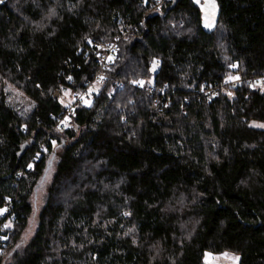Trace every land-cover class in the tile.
I'll return each mask as SVG.
<instances>
[{"label": "trees", "instance_id": "obj_1", "mask_svg": "<svg viewBox=\"0 0 264 264\" xmlns=\"http://www.w3.org/2000/svg\"><path fill=\"white\" fill-rule=\"evenodd\" d=\"M216 1L210 30L192 0L0 2V223L16 226L0 264H205L206 251L264 264V128L251 123H264V91L249 82L264 73V0ZM117 37L107 72L131 85L105 80L55 129L53 90L87 88L97 69L80 46Z\"/></svg>", "mask_w": 264, "mask_h": 264}, {"label": "built area", "instance_id": "obj_2", "mask_svg": "<svg viewBox=\"0 0 264 264\" xmlns=\"http://www.w3.org/2000/svg\"><path fill=\"white\" fill-rule=\"evenodd\" d=\"M152 6L149 8L151 11L161 10V6L163 5V0H156L155 3L151 4ZM132 30L128 29L124 32V34H131ZM118 41L119 38H115L114 40L106 43H95L90 40H85L86 45L80 46L78 49V53L83 50L84 54H93L96 58L97 69L93 75L92 83H103L107 79H113L116 88H122L125 85H131V82L124 81L121 79L113 78L107 72L109 65L118 59ZM103 77V79H101ZM69 81V78H65ZM242 74L240 70H237L231 79H227L225 82L228 85L236 86L241 82ZM250 85L258 88L260 91H264V73L261 75L253 76L250 79ZM92 83H87L89 87L84 88L80 91H73L67 87L60 85L58 88H55L52 92V99L55 101H59L64 107V113L59 115L56 119V124L54 126L55 129H63L73 125L71 120V114L74 109L81 105H86V102L90 100L91 91L90 87ZM135 88H141L144 92L149 94H153L154 92H164L162 89H154L152 84L144 85V81L141 79L133 82ZM164 88H167L165 85ZM92 90V89H91ZM227 90V87L221 86V91L224 92ZM66 91V92H65ZM203 92H212L209 88H204ZM156 101V100H155ZM1 234V233H0ZM1 236V235H0ZM3 237V234H2Z\"/></svg>", "mask_w": 264, "mask_h": 264}, {"label": "rangeland", "instance_id": "obj_3", "mask_svg": "<svg viewBox=\"0 0 264 264\" xmlns=\"http://www.w3.org/2000/svg\"><path fill=\"white\" fill-rule=\"evenodd\" d=\"M192 1L198 6V9L200 10L202 27L206 30H210L214 28L216 25V19H217V14H218L217 1L216 0H192ZM44 24L46 23L44 22ZM154 64H155V67H153ZM154 64L151 67L152 71H155V68L157 66L156 62H154ZM8 86L12 90H16L12 84H8ZM98 86H100V82L94 83L90 87V91L91 92L97 91ZM16 91L19 92L18 90ZM90 103H91V99L86 102V105ZM251 123L254 126L264 128L263 122L254 121ZM56 161L57 160L55 159L54 162L52 161L50 163V167L47 170L43 180L40 182V185H38V187L36 188L35 193H32L30 197V202L32 203L33 211H32L31 216L29 217L28 225L26 226V228L24 229L22 233V240L24 242L28 241L33 236V234L35 233L37 229L39 213L44 204L48 191L52 187V184L54 181ZM67 186H69L68 183H67ZM67 194L68 193H66L65 198H63L62 196H60V198L65 200L67 197ZM3 209L4 207L0 206V210H3ZM4 214H5V211H3L2 214H0V216ZM123 214H126V213H123ZM5 225H9V227H5ZM15 228L16 226L15 224H13V221L10 218L5 219L3 223H0V231L3 233V236H4V232H6L7 230L8 231L14 230ZM2 233L0 234L1 236H2ZM2 258H3V262L8 263L12 260L13 254H8L7 250L4 249L2 251ZM237 258H238L237 254L233 252L212 253L209 251L204 252V257H203L205 264H238Z\"/></svg>", "mask_w": 264, "mask_h": 264}, {"label": "snow or ice", "instance_id": "obj_4", "mask_svg": "<svg viewBox=\"0 0 264 264\" xmlns=\"http://www.w3.org/2000/svg\"><path fill=\"white\" fill-rule=\"evenodd\" d=\"M0 2H2V0H0ZM153 67H155V64L153 65ZM233 67H235V65H233ZM101 79H103V77H101ZM29 167H31V165H29ZM3 211H6V209L0 210V214H2ZM5 227H9V225H5Z\"/></svg>", "mask_w": 264, "mask_h": 264}, {"label": "water", "instance_id": "obj_5", "mask_svg": "<svg viewBox=\"0 0 264 264\" xmlns=\"http://www.w3.org/2000/svg\"><path fill=\"white\" fill-rule=\"evenodd\" d=\"M25 148L22 149V151H24Z\"/></svg>", "mask_w": 264, "mask_h": 264}]
</instances>
